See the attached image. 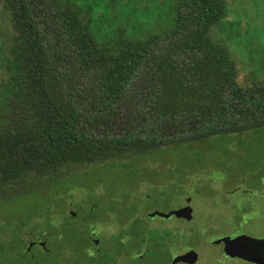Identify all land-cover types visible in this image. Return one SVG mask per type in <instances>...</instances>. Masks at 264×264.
<instances>
[{"label":"trees","instance_id":"16d2710c","mask_svg":"<svg viewBox=\"0 0 264 264\" xmlns=\"http://www.w3.org/2000/svg\"><path fill=\"white\" fill-rule=\"evenodd\" d=\"M0 4L13 31L1 64L0 197L29 174L39 177L23 184L26 193L89 166L144 163L264 129V80L240 85L228 49L210 36L227 0H176L166 32L112 47L98 43L73 0ZM76 221L87 220L68 214L66 223ZM86 234L78 225L63 235Z\"/></svg>","mask_w":264,"mask_h":264},{"label":"rangeland","instance_id":"374dc122","mask_svg":"<svg viewBox=\"0 0 264 264\" xmlns=\"http://www.w3.org/2000/svg\"><path fill=\"white\" fill-rule=\"evenodd\" d=\"M73 1L86 9L83 16L95 22L98 43L109 47L121 40L166 32L172 25L176 2ZM12 35L0 4V82L5 78L1 64ZM210 36L228 49L236 63L240 85L249 87L264 80V0H227L226 16L211 30ZM73 174L67 178L60 175L61 180L26 193L23 184L39 177L36 173L29 174L23 177L24 183H21L23 179L18 180L13 184L15 189L0 197V240L5 251L13 243L17 227L21 226L23 232L39 229L45 232L49 230L48 223H59L62 229L72 213L85 218L86 223H99L97 234L104 241L103 248L115 240L142 244L141 234L133 237L138 240H130L134 231L142 233L143 227L137 223L144 221V225L155 230L160 227V221L169 220L185 226L190 223L192 228L215 224L232 233L245 232L250 237L243 241L255 243L264 252V240L255 238L264 235V129L168 149L149 156L144 163L141 158H126L89 166ZM185 208L192 209L187 221L175 215L168 219L150 216ZM75 223L74 227L83 222ZM120 231H128L130 236L120 237ZM203 244L199 243L196 249L206 254L201 262L208 264L218 248H206ZM23 245V241L17 242L16 251L23 252ZM131 246L139 245H128ZM146 247L154 246L147 243ZM244 255L252 257L251 253Z\"/></svg>","mask_w":264,"mask_h":264},{"label":"flooded vegetation","instance_id":"af4514ba","mask_svg":"<svg viewBox=\"0 0 264 264\" xmlns=\"http://www.w3.org/2000/svg\"><path fill=\"white\" fill-rule=\"evenodd\" d=\"M184 221L187 220L184 219ZM151 222L149 221V223ZM160 222V227L155 230L144 225V221L137 223L139 227L143 225L142 233L134 231L130 240H138L133 237L141 234L143 236L142 244L137 241L115 240L120 244L117 242L112 244V242L105 248L102 247L104 241L97 234L99 223H78V225L88 228V234L84 238L76 235L68 237L63 235L67 230L74 233L76 223H65V227L62 229L58 226L59 223H48L51 226L45 232L41 229H39L41 231L26 230L23 232L19 226L14 230L13 243H9L8 250H3L0 245V264H28L29 259L35 257L39 260L37 264H202L201 260L206 257V254H202L196 249L201 242L206 248L207 246L218 248L212 255V261L208 264L229 262L232 264H261L264 259V252L256 245L252 247L247 244L246 247L241 248V244L244 243L243 239H245L241 237H250L245 232L232 233L215 224L213 226L198 225L196 228H192L190 223L185 226V223H172L169 220ZM122 224L125 223H121L123 227ZM120 232V237L130 236L128 231ZM200 232L201 234H199ZM237 237L240 238L237 239L239 240L238 248L244 249L246 253H251L252 257H248L240 251L228 252L231 241ZM255 238L264 240V235ZM84 239L85 242L82 241ZM21 240L24 242L23 252H20V249L16 251L17 242H22ZM135 242L139 246L128 247V245L136 244ZM147 243H152L154 247H146ZM233 244L236 242L234 241ZM135 248L138 250L135 251Z\"/></svg>","mask_w":264,"mask_h":264},{"label":"water","instance_id":"95a60500","mask_svg":"<svg viewBox=\"0 0 264 264\" xmlns=\"http://www.w3.org/2000/svg\"><path fill=\"white\" fill-rule=\"evenodd\" d=\"M191 214H192V209L191 208H185V210L182 209V210H178V211H171L170 213H166V214L165 213L155 212V213L151 214L150 216L151 217H154V216L158 215L160 217H163L165 219H168L171 216L175 215L178 218H183V219L189 220L191 218ZM73 216H75V214H73ZM241 238L248 239L247 237H241ZM237 239H240V238L237 237V238H235L234 240L231 241V243L229 245V248H228V250H229L228 252L229 253L239 252V251H240V253L246 252L244 249H241L240 250V248H238L237 242H239V240H237ZM234 241L236 242V244H233ZM243 242H242L243 244H241L242 245L241 248L243 246L246 247L247 244H250L252 247L255 245V243H253V242H250V243H245V241H243Z\"/></svg>","mask_w":264,"mask_h":264}]
</instances>
